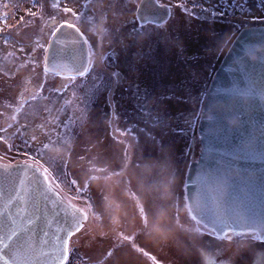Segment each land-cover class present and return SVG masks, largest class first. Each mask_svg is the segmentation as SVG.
Instances as JSON below:
<instances>
[{
    "label": "rangeland",
    "instance_id": "374dc122",
    "mask_svg": "<svg viewBox=\"0 0 264 264\" xmlns=\"http://www.w3.org/2000/svg\"><path fill=\"white\" fill-rule=\"evenodd\" d=\"M178 1L182 4V0L169 3L174 15L173 26H167L170 35H180L179 27L182 24L186 26L187 20L196 30H201L198 33L208 36L212 27L222 29L227 35L230 30L233 34L241 26L257 24L262 19L261 15H257L259 10L254 6L255 0H247V9L254 12L251 17L240 15L241 0H229L228 4H235L237 9L232 12L234 18L229 25L219 21L201 22L196 18L193 21L186 14H191L186 9L193 7L180 3L182 7H178ZM36 4L39 13L28 17L18 28L12 26L16 28L14 34L10 35L13 43L2 47V50L8 51V55L16 54L19 60L16 57L17 64L10 68L0 58V165L29 164L41 175V165L48 168L47 181L52 189L58 195L61 191V198L65 202L68 200L71 205L88 212L89 219L84 222L87 231L72 238L73 245L68 255L70 264H264V240L258 239L256 233V238H253V232H245L247 247L239 254L236 248L240 240L238 232H230L231 239L224 240L223 233L217 239L206 231L203 235L181 231L180 226L195 227V221L185 210L187 204L182 175L185 174L187 154L179 158V152L180 147L182 151L183 148L185 150L186 144L171 128L176 127L175 112L186 106L176 104L178 102L173 99L161 103L153 98L162 108L164 117H167L162 122L155 120L149 124L147 118L137 117L129 95L133 96V90L135 94L140 93L139 89L144 88L142 85L149 86L154 76L151 70L158 67L147 60L146 55L140 59L130 55L132 69L123 66L119 71L103 69L96 74L89 73L83 77V82H74L64 90L61 87L63 81L51 82L54 91L47 86L39 88L42 80L47 85L48 76L42 71V56L34 51L32 40L38 37L40 43L45 41L48 16L56 7L50 0H36ZM210 4L202 2L203 11L197 14L208 15ZM130 9L129 6L114 9L108 14L114 15L111 18L113 21L116 20L114 17L128 14ZM221 10L217 13L223 17L225 13ZM183 19L185 22L181 23ZM147 28L157 32L156 29ZM164 29L158 33L165 32ZM33 54L41 65L24 66ZM31 68H34L33 73ZM162 80L170 83L178 80V77L176 74L173 77L164 75ZM134 82L137 85L133 86ZM97 117L101 119L100 126L94 122ZM53 126L59 129L61 136L67 133L72 137L70 147L57 142ZM152 129L155 130L150 131ZM45 131L52 132V142L45 141L47 149L43 150L41 156L37 154L40 151L38 145L40 140H44L42 133ZM166 132H171V136L167 137ZM33 136L37 139L33 140ZM149 136L156 137L155 144ZM97 139L102 144L97 145ZM25 141L28 142L27 146ZM195 142L197 153L198 140ZM125 150L128 152L126 160ZM171 151L177 154L179 164L183 159L181 170L175 169ZM97 154L99 158L93 163L80 159L81 156L91 158ZM72 180L83 187H70L69 181ZM168 181H172L167 189L169 194L162 198L159 186ZM141 207L150 208L147 227L140 213ZM157 221L173 228L167 238L162 232L153 230L154 226H158ZM122 236L129 239L123 240L120 238ZM176 237L187 243L178 244ZM110 252L111 256L108 255Z\"/></svg>",
    "mask_w": 264,
    "mask_h": 264
},
{
    "label": "water",
    "instance_id": "95a60500",
    "mask_svg": "<svg viewBox=\"0 0 264 264\" xmlns=\"http://www.w3.org/2000/svg\"><path fill=\"white\" fill-rule=\"evenodd\" d=\"M138 4L146 21L161 23L169 15L167 6L155 0ZM57 29L45 49V69L78 75L75 69L86 65L85 42L73 28ZM196 134L200 151L186 169L187 206L199 199L194 214L230 217V223L239 219L234 232L255 230L264 240V26L245 27L233 38L208 84ZM220 181L223 193L216 191ZM72 212L36 168L0 165V236L17 233L14 240L28 254L27 264L61 263L57 249L66 239ZM6 253L0 250V264L11 260Z\"/></svg>",
    "mask_w": 264,
    "mask_h": 264
},
{
    "label": "flooded vegetation",
    "instance_id": "af4514ba",
    "mask_svg": "<svg viewBox=\"0 0 264 264\" xmlns=\"http://www.w3.org/2000/svg\"><path fill=\"white\" fill-rule=\"evenodd\" d=\"M50 1L53 6L56 7V9L54 11H51L48 16V32L45 41L43 43H40L38 37L33 38L32 41L33 44H35L34 51L37 52L39 56L41 55V59L43 60L45 48L52 36V33L55 32V30L61 25H66L65 21H67L68 23L76 25V28H78L80 30V33L83 34L82 38L85 42L86 47V64L91 61L96 69L94 72H90V74H96L103 69H113L119 71V68L123 66H125L126 69H132L131 63L129 62L131 58L130 55H135L136 57L138 56V59H140L143 55H146L148 57L147 60L151 61L153 64H155V66L158 67H155L151 70L154 76L149 83L150 85H142L144 88L139 89L140 93L135 94V90H133V96L129 95V99L130 101H132L134 107L133 110L137 117L143 119L147 118L149 120L148 124L149 122L153 123L155 120H159L160 122H162L161 120L167 117H164V114L161 112L162 108L157 106L159 104H157L155 100H153V98L161 103L164 101L167 102L170 99L172 101L173 99L178 102L176 104L183 103V105L186 106L181 111L178 110L175 112L174 125L176 127L171 128L172 132H176L177 134H179V136H181L182 138L181 140L183 141V143L186 144L185 150L183 148L184 154L180 155L181 152L183 153L181 147V152H179V158H184L185 153L187 154L184 164L186 165V170L187 165L191 161L195 160L198 155V151L196 153L195 140H197V137L195 134V126L196 120L198 119L200 114L201 104L204 99L211 76L222 55L225 53L226 49L231 43V40L239 30L250 25L264 26L263 1L255 0L256 3L254 4V6H257V10H259L257 12V15L262 16L261 22H258L257 24L241 26L233 34L230 30L227 35L231 37V40L227 46H223L222 41L217 43H210L207 39L213 31L220 35L222 32L223 35L221 36H227L222 29H216L215 27H212V29H210L211 31L208 32V36H204L202 33H198L201 30H196V27L188 24L190 20H187L188 25H180V35H178V33L174 34V32V35H170V30L167 29V26H171L173 24L174 15L172 14L173 10L169 3L173 2L174 0H155L158 5L167 6V8L169 9V15L166 20L161 23H153L149 21L143 22V31H140L142 23L135 19L136 4H138L140 0H133L132 3H128V0H117V3H128V6L131 9L129 10L128 14H124L121 17H114L116 20L113 21L111 18L114 15L107 14V19L103 22V27L105 29H108L109 32L112 28L119 27L120 36L118 39L114 40L111 35H106L103 41H101V38L98 35V30L101 25L100 14L98 10L92 6L96 3V0H92L91 4L89 3V0ZM228 1L229 0H182V4L178 1L177 5L180 3L183 6H192L193 8L186 9L191 11V14L187 12L186 14H188L187 16L192 18L193 21H195L196 18L201 22H206L207 20H209V22L215 23L216 21H219L220 23L227 22V25H229V23H231L229 21L234 18V14L232 15V12H234V9H237L235 4L229 5ZM202 2L211 3V6H209L210 13L208 15L197 14V12L203 11L204 6L201 5ZM180 4L178 5V7L181 6ZM64 7H69L74 12H76V10L78 11L79 8L81 9L76 12L77 15L73 16L71 13H65L63 11ZM247 7V0H241V16L243 14H246L247 16L251 17L254 14V12H250L251 9L248 10ZM220 9L224 10L225 14L226 12H228L229 14H226L228 17H226L225 14H223V17L219 15L217 11H219ZM182 22L184 23L185 19H183L181 23ZM133 23H135L136 25L137 32H140L139 35H137L136 32L133 31ZM147 27H151L153 30L156 29L157 32H152L151 29L147 30ZM94 28H96L97 31H94ZM161 29H164L165 32L159 34L158 32L161 31ZM191 30L193 31L189 32ZM121 40L123 41V43L119 42ZM3 45V43H1L0 45V58L2 61L3 58L7 59L8 54V51L6 49L2 50ZM41 45L43 46L42 48L40 47ZM101 56L105 57L103 62H101ZM34 57L35 55L33 54L30 56L29 60H27L26 62L24 61V66L36 65L38 67L39 65H41L37 62V60L34 59ZM17 59L19 60V57H17ZM15 64L17 63H14L13 66ZM33 70L34 68H31V73H33ZM42 71L46 73L45 76H48V83L46 85V83L42 80L40 82L39 88L47 86L52 91L54 90L51 89V82L58 83L63 81V83L61 82V84L63 85L62 89L64 90L67 86L74 82H83L85 80V78H83L79 74L70 76L60 75L48 71L47 69H45L43 61ZM175 74L178 77V80L176 81L168 83L167 80L166 82L162 80L164 75H170L173 77ZM134 85H137L136 82L133 83V86ZM143 90L145 91L143 92ZM152 100L153 103L155 102L154 104L152 103ZM166 133H168L167 137L171 136L169 135V133L171 132ZM172 156L176 165L175 169L181 170L180 167L183 166V159L179 164V158L177 154L172 153ZM182 177L184 179L185 174L182 175ZM67 201L66 204L69 206L70 203ZM100 210L103 209L101 208ZM101 212L104 213L103 211Z\"/></svg>",
    "mask_w": 264,
    "mask_h": 264
},
{
    "label": "snow or ice",
    "instance_id": "6c2138e0",
    "mask_svg": "<svg viewBox=\"0 0 264 264\" xmlns=\"http://www.w3.org/2000/svg\"><path fill=\"white\" fill-rule=\"evenodd\" d=\"M133 0H128V3H132ZM89 3H92V0H89ZM128 3H117V0H96V3L93 4L92 6L98 10L101 18V25L98 30V35L101 38V41H103L104 37L106 35H111L114 40L118 39L120 36V29L119 27H114L111 29L109 32L108 29H105L103 27V22L107 19V14L111 12L114 9H125L128 8ZM139 9L140 5L136 4V14H135V19L140 20V21H146L147 18L143 15L139 14ZM63 11L65 13H71L73 16L77 15L76 12H74L71 8L69 7H64ZM29 15H32V13H29ZM66 26L75 29L77 32L78 36L80 38L83 37V34L80 33V30L76 28V25L68 23L65 21ZM64 25H61L63 27ZM59 29H57L58 31ZM94 31H97L96 28L93 29ZM143 23L141 24V29L140 31H143ZM133 31L136 32L137 35L140 34V32H137L136 25L133 23ZM52 35H55V32L52 33ZM210 43H217L222 41L223 46H227L228 43L231 40L230 36H221L220 34L216 32H212L211 35L207 38ZM120 43H123V41H119ZM41 48L43 47L42 45L40 46ZM23 51V49H21ZM46 51V50H45ZM35 59V57H34ZM101 62L104 61L105 57L101 56ZM45 66H47V57H45ZM80 76L84 77L88 75L90 72H94L96 69L94 65L92 64L91 61L88 62L86 65H81L80 67L75 69ZM63 87V85H61ZM98 126L101 125V119L99 117L96 118L94 121ZM62 123V122H61ZM43 127V126H42ZM56 132L57 136V142H62L64 145L71 146L72 143V137L68 136L67 133L63 134V136L60 135L59 129L53 126ZM155 129H152L150 131H154ZM44 136V140L39 141V149L40 151L37 152L38 155H43L44 152L43 150L47 149V141L48 143L52 142V132L51 131H45L42 133ZM33 140H36L37 138L35 136L32 137ZM149 139H151L152 143H156V137L154 136H149ZM25 146H27V141L24 142ZM97 145L102 144L99 139H97ZM99 156L98 154L89 158V157H84L81 156L80 159L82 161H88L90 163H93L96 159H98ZM128 158V152L125 150L124 152V159L126 160ZM35 161V158H33ZM53 162L55 163V158H53ZM148 167V165H146ZM42 173H43V179L48 180L49 179V169L45 168L41 165ZM92 171H96V169H92ZM99 171H106V169H99ZM114 175H120L119 173H113ZM93 179L97 177H91ZM172 184V181H168L166 184H161L159 186L160 194L162 198H166L168 196V187H170ZM69 185L71 186H78V187H83V185H78V182L76 180L69 181ZM216 191L218 193H223L225 191V185L223 181H220L217 183L216 186ZM90 206V205H89ZM200 202L199 199H197L193 204L186 206V212L191 216V219L195 221V227L192 228H184L183 226H180V229L182 232H188V233H195L197 235H203V232L206 231L209 236L216 237L217 239H220L221 237L218 235L219 233H223V239L224 240H230L231 239V234L230 232H225L224 229L228 228L231 231H235V228L233 227V223H239V219L237 221H234L232 223L229 222L231 219L225 218L224 216H220L218 219L210 218L207 216L203 215H196L195 209L199 208ZM88 207V206H86ZM69 208L74 209V211L71 213V221L68 224V227L66 228V239L61 242L59 248L57 249L58 256L57 259L61 262V264H70V261L68 260V255L71 252V247L73 245V237H76L77 234L83 235L87 229L85 227V221L89 219L88 212L84 208H76L75 205H69ZM79 212L80 216H77L76 213ZM150 212V208H145L141 207L140 208V213L141 216L143 217L145 221V227H147V218ZM176 219H179V216L177 214ZM158 226H154L153 230L162 232V234L167 238L169 234L173 231V228L168 225V224H159V221H157ZM247 227H250V225H245ZM260 229L264 231V221L260 222ZM237 236L240 237V240L236 244L237 248V253L242 254L243 249L247 247V244L245 243V238H246V233L241 231L237 233ZM14 237H17V233L13 230L10 233L5 232L3 236H0V250H7V255L11 256L10 261H6L5 264H27V253H22L20 249V245L17 244L16 240H14ZM253 238H256L255 235V230L253 231L252 234ZM18 238V237H17ZM123 240H128L129 238L127 236H122L120 237ZM177 243H187L186 241H183L180 237H176ZM135 241L133 240V243ZM109 256L112 255L110 252L108 254Z\"/></svg>",
    "mask_w": 264,
    "mask_h": 264
},
{
    "label": "trees",
    "instance_id": "16d2710c",
    "mask_svg": "<svg viewBox=\"0 0 264 264\" xmlns=\"http://www.w3.org/2000/svg\"><path fill=\"white\" fill-rule=\"evenodd\" d=\"M20 2L23 3L20 4ZM8 6L10 12L7 10ZM38 7L36 0H0V20H2L0 23V45L1 43L5 45H10L11 42L13 43V39L10 35L14 34L15 29L18 28L21 23L26 22L28 17L30 18L38 14ZM29 13H32V15H29ZM16 57L18 56L14 53L7 54V59L3 58L5 62H2L12 68L13 64L16 63Z\"/></svg>",
    "mask_w": 264,
    "mask_h": 264
}]
</instances>
